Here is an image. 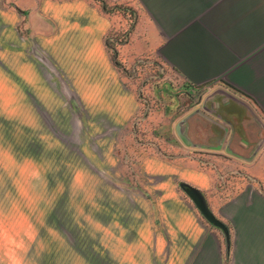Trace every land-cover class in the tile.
I'll use <instances>...</instances> for the list:
<instances>
[{"label":"rangeland","instance_id":"rangeland-1","mask_svg":"<svg viewBox=\"0 0 264 264\" xmlns=\"http://www.w3.org/2000/svg\"><path fill=\"white\" fill-rule=\"evenodd\" d=\"M141 10L0 0V264H264L251 101L191 85L159 48L169 18Z\"/></svg>","mask_w":264,"mask_h":264},{"label":"crops","instance_id":"crops-1","mask_svg":"<svg viewBox=\"0 0 264 264\" xmlns=\"http://www.w3.org/2000/svg\"><path fill=\"white\" fill-rule=\"evenodd\" d=\"M137 2L141 13L169 18L168 30L173 34L159 48L165 62L184 79L195 86L223 79L237 95L251 101L245 109L247 118L239 121L246 135V128L251 131L250 148L255 146L264 129V0ZM255 112L261 113L260 121ZM260 156V160L258 154L252 157L249 166H261L264 184V145Z\"/></svg>","mask_w":264,"mask_h":264},{"label":"water","instance_id":"water-1","mask_svg":"<svg viewBox=\"0 0 264 264\" xmlns=\"http://www.w3.org/2000/svg\"><path fill=\"white\" fill-rule=\"evenodd\" d=\"M183 189L185 193L187 194V196L189 197V199L194 204V206L196 207V209L206 220H208L210 223L216 226L224 228L223 225L219 221H217L215 217L210 213L204 201L194 189H192L189 186H183Z\"/></svg>","mask_w":264,"mask_h":264}]
</instances>
